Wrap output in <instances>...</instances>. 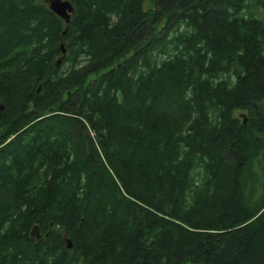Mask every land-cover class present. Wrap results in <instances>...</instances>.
<instances>
[{"label":"trees","instance_id":"obj_1","mask_svg":"<svg viewBox=\"0 0 264 264\" xmlns=\"http://www.w3.org/2000/svg\"><path fill=\"white\" fill-rule=\"evenodd\" d=\"M68 1L0 0V264H264V0Z\"/></svg>","mask_w":264,"mask_h":264},{"label":"water","instance_id":"obj_2","mask_svg":"<svg viewBox=\"0 0 264 264\" xmlns=\"http://www.w3.org/2000/svg\"><path fill=\"white\" fill-rule=\"evenodd\" d=\"M48 4V8L57 16L64 19L66 24L70 21V15L73 10L71 3L68 0H45ZM62 47V44L60 45ZM62 51L64 49L62 48ZM59 61V60H58ZM30 235L34 236L36 239L40 236V230L37 224H33L30 230ZM68 246H71V242L67 239Z\"/></svg>","mask_w":264,"mask_h":264},{"label":"rangeland","instance_id":"obj_3","mask_svg":"<svg viewBox=\"0 0 264 264\" xmlns=\"http://www.w3.org/2000/svg\"><path fill=\"white\" fill-rule=\"evenodd\" d=\"M144 9H150L153 8L152 4L150 3V0H145L144 5H143ZM90 77H93V75H91ZM236 115H238L239 117L245 116L247 111L244 109H240V110H236Z\"/></svg>","mask_w":264,"mask_h":264}]
</instances>
